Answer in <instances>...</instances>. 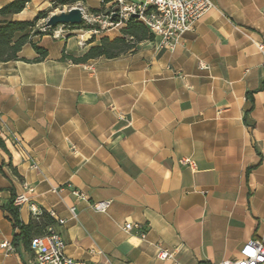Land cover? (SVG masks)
I'll return each instance as SVG.
<instances>
[{
    "label": "crops",
    "instance_id": "0c3cea01",
    "mask_svg": "<svg viewBox=\"0 0 264 264\" xmlns=\"http://www.w3.org/2000/svg\"><path fill=\"white\" fill-rule=\"evenodd\" d=\"M210 1L172 49L152 34L115 58L62 57L120 36L112 27L35 36L44 59L27 43L0 62V244L17 232L2 207L11 190L27 197L23 223L30 204L46 210L65 254L86 264H218L264 232V0ZM77 5L90 14L101 0ZM98 200H110L105 212L90 207ZM13 247L0 246V264H33Z\"/></svg>",
    "mask_w": 264,
    "mask_h": 264
},
{
    "label": "built area",
    "instance_id": "2783aa9c",
    "mask_svg": "<svg viewBox=\"0 0 264 264\" xmlns=\"http://www.w3.org/2000/svg\"><path fill=\"white\" fill-rule=\"evenodd\" d=\"M212 6L210 0H114V7L106 15L88 14L82 9L84 23H98L103 27H122L129 18L143 24L148 31L160 38V47L172 49L178 37L191 28V25L201 15ZM114 17V20H111ZM83 23V24H84ZM70 25H58L50 28V35L54 38L63 37L69 33ZM89 28L87 32L90 36L99 32ZM94 32V33H93ZM259 50L264 49V42L258 43ZM205 68L203 64H200ZM183 165L192 166V160L188 157L180 158ZM25 190H30L24 185ZM27 201L24 192L17 193L13 204L20 206ZM110 205V200H98L90 203V207L97 212H105ZM32 215H38L40 209L34 204L29 205ZM74 208H70L73 213ZM58 224H63L64 220L56 218ZM125 232L136 229L143 237L145 229L138 223L125 221L122 226ZM0 246L6 250H14L13 245L8 241H3ZM65 240L58 233L54 226H48L46 233L37 235L30 239L29 249L33 256V264H86L83 260L71 258L64 252ZM172 256V252L159 248L157 257L167 260ZM264 263V232L257 238L249 239L239 249V255L235 259L223 260L218 264H262Z\"/></svg>",
    "mask_w": 264,
    "mask_h": 264
},
{
    "label": "trees",
    "instance_id": "16d2710c",
    "mask_svg": "<svg viewBox=\"0 0 264 264\" xmlns=\"http://www.w3.org/2000/svg\"><path fill=\"white\" fill-rule=\"evenodd\" d=\"M29 1L30 0H11L0 7V62L19 60L18 52L21 50L22 46L27 43H29L38 54L36 60L44 59L47 55L46 49L37 45L36 42L33 41V38L35 36L50 34V28L45 27L44 22L39 23L40 20L47 18L54 8L74 4L82 0H52L47 8L36 12L31 19H15L14 16L20 13ZM113 7L114 0H101L99 8H88V11L92 14H100L105 11L107 12L106 14H108ZM111 20H114V17H111ZM83 23L84 21H82L81 24ZM77 26L70 27L73 28ZM87 26L92 28L90 24H87ZM120 31L121 35L112 39L107 36L101 37L99 43L90 46L82 56L74 57L63 54L62 57L70 59L73 63H81L98 57L115 58L130 50H135L138 42L152 38V34L148 29L132 17L126 21ZM92 37L93 36H91V38ZM0 148L5 149V143L1 137ZM14 197L15 193L11 190L10 199L2 206L3 209L8 212L13 228L17 230V232L13 234L12 243L15 246L18 241H21L22 244L29 249L30 239L34 236L46 233L47 227L54 226L55 220L49 212L41 209L38 215H31L29 221L23 223L19 218L18 206L13 204Z\"/></svg>",
    "mask_w": 264,
    "mask_h": 264
},
{
    "label": "water",
    "instance_id": "95a60500",
    "mask_svg": "<svg viewBox=\"0 0 264 264\" xmlns=\"http://www.w3.org/2000/svg\"><path fill=\"white\" fill-rule=\"evenodd\" d=\"M84 20L82 9L79 6H74L68 10L51 13L44 21V26L53 28L58 25L77 26Z\"/></svg>",
    "mask_w": 264,
    "mask_h": 264
},
{
    "label": "rangeland",
    "instance_id": "374dc122",
    "mask_svg": "<svg viewBox=\"0 0 264 264\" xmlns=\"http://www.w3.org/2000/svg\"><path fill=\"white\" fill-rule=\"evenodd\" d=\"M74 6H79V5H77V3H74V4H70V5H64V6H61V7H57V8H54L50 13H49V15L51 14V13H54V12H59V11H61V10H68L69 8H71V7H74ZM80 7V6H79ZM107 7V6H106ZM106 10V9H105ZM108 10V9H107ZM85 12H86V10H85ZM106 13L107 12H102V13H100L101 15H106ZM46 19V18H45ZM45 19H43V20H40V22L39 23H42V22H44L45 21ZM88 24H90L91 26H92V28L93 29H96V30H102V28L99 26V24L98 23H94V22H91V23H88ZM108 27H103V29H107ZM88 29H89V27L87 26V24L86 23H84V24H80V25H78L77 27H73V28H71V27H68V30H69V32L70 33H76V32H78V33H81V31H83V33L84 32H87L88 31ZM94 33V32H93ZM98 32H96L95 34H97ZM94 35V34H93Z\"/></svg>",
    "mask_w": 264,
    "mask_h": 264
},
{
    "label": "bare ground",
    "instance_id": "6f19581e",
    "mask_svg": "<svg viewBox=\"0 0 264 264\" xmlns=\"http://www.w3.org/2000/svg\"><path fill=\"white\" fill-rule=\"evenodd\" d=\"M90 37L89 33L82 34L83 39H88Z\"/></svg>",
    "mask_w": 264,
    "mask_h": 264
}]
</instances>
